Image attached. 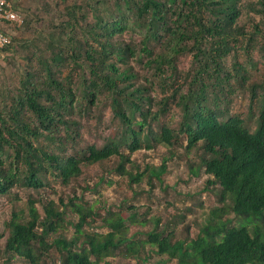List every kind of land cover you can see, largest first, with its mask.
Returning a JSON list of instances; mask_svg holds the SVG:
<instances>
[{
	"label": "trees",
	"instance_id": "16d2710c",
	"mask_svg": "<svg viewBox=\"0 0 264 264\" xmlns=\"http://www.w3.org/2000/svg\"><path fill=\"white\" fill-rule=\"evenodd\" d=\"M240 2L113 0L109 9L95 0L88 6L93 22L81 25L80 7L72 5L65 20L38 33L28 59L38 70H26L1 102L0 197L13 189L39 190L49 181L68 187L83 168L109 162L114 166L100 181L124 178L132 187L146 178L150 185L163 166L132 174L126 170L129 156L185 138L187 153L200 145L206 185L218 187L220 206L204 214L193 239L171 242L156 230L157 218L137 220L132 205L127 216L113 209L100 214L97 201L73 196L66 204L49 201L39 212L29 198L0 233L5 264L14 258L47 264L53 254L59 264H108L117 257L144 262L153 253L145 254V245L173 264H264V78L252 80L235 52L246 42L264 59V0ZM188 54L193 66L183 78L186 92L156 100L153 87L166 91V83L179 79L178 59ZM68 64L73 67L65 74ZM232 81L247 97L242 114L228 111L232 97L240 96ZM169 103L180 109L175 126L166 119ZM104 106L111 115L108 135L100 146H82L89 120H97ZM133 194L129 189L124 199ZM147 222L153 229L135 240L129 227ZM68 226L74 228L71 237L65 236Z\"/></svg>",
	"mask_w": 264,
	"mask_h": 264
},
{
	"label": "rangeland",
	"instance_id": "374dc122",
	"mask_svg": "<svg viewBox=\"0 0 264 264\" xmlns=\"http://www.w3.org/2000/svg\"><path fill=\"white\" fill-rule=\"evenodd\" d=\"M16 7V9L22 14L24 18L23 25L20 27L7 26L8 32L13 37V44L11 48L6 51H0V108L2 107V101L6 100L8 91L21 84V78L24 76L26 70H30L32 73L38 70V64L35 60L30 59L32 43L38 36V33L44 28L53 25L56 22L66 19L64 13L65 9L72 5L79 6L80 9H76V18L79 19L81 25L85 23L93 22L94 18L91 15V9L88 8L89 4L95 0H10ZM99 6L101 4L112 8L113 0H98ZM248 0H241L240 4L244 5ZM257 0H249V2H256ZM80 13H84V17H80ZM257 17L255 18L256 21ZM242 16L239 21L241 23ZM115 39V38H114ZM121 39V37H118ZM27 45V47H24ZM242 45V47H241ZM42 50L44 47L41 48ZM240 62H246L249 67V74L252 76V80L264 78V59L261 58V53L254 50L251 45L246 42L238 44L235 47V52ZM250 53L249 57H246ZM250 62V65H249ZM129 66L134 72L141 73L139 67L133 65L132 62ZM192 57L190 54L183 55L178 59L177 70L180 73L179 79L173 84H167V90L161 91L159 87H153L151 93L157 100L160 97L168 96L174 93L176 90L182 89V93L187 90L186 84L183 83L185 74L192 68ZM73 67L72 64H68L67 68L62 69L66 74L69 68ZM140 83L145 84L143 79H139ZM233 84L235 83L232 81ZM231 82V83H232ZM147 83V82H146ZM236 94H240L241 88L238 84L233 85ZM247 97L240 94V96L232 97L231 104L228 111L231 114H242L246 110ZM156 105H153L154 111ZM180 116V109L173 104L169 103V110L166 119H170L173 126L178 123ZM110 112L109 109L104 106L96 112V118L89 120L87 133L85 139L83 136V144L100 146L102 140L108 135L110 130ZM107 127L104 128L103 124ZM111 127L116 129L117 124L112 122ZM103 138V139H102ZM185 138H180L173 145L168 147L153 146L149 151L141 150L135 152L129 156L130 166H126V170L132 174L136 172L140 173L144 167L158 168L163 166V173L159 177V181L152 178L150 185L146 184V178H142L138 185L127 187L124 178L118 177H104V181H100V178L105 175L107 169L114 166V163H100L95 166L83 168L82 176L73 181L68 187L61 185L60 183L54 184V181H49V184L39 190H17L13 189L10 194L4 197H0V233L5 232V225L8 223L10 217L14 211H17L20 207L25 209L26 203L29 198L36 201V208L39 212H42V207L49 201H53L56 204L59 199L64 204L68 199H72L73 196L79 197L89 204L94 203V206L98 208L100 214L105 212V209H113L115 211H121L123 216L130 214L127 206H133V212L137 215V220H152L158 219L157 231H160L163 236L167 235L172 238L173 241H187L196 236L197 229L203 221V216L210 209L219 204L218 187H208L206 185L208 177L205 176L204 168L200 165L202 152L200 145L195 149H191L186 152ZM187 153V154H186ZM126 154V153H125ZM192 171L194 172L193 175ZM207 187L208 190H204ZM127 188V189H126ZM134 194L131 198L124 199L129 196V189ZM68 213V218H75L74 215ZM176 215V217H175ZM229 216V215H227ZM182 218V219H180ZM98 221V220H97ZM234 224V222L232 223ZM153 225L149 222L143 226L134 225L129 227V234H135L134 239H145L146 233L150 231ZM86 230L87 227H84ZM187 229V231H186ZM95 230V229H93ZM91 230V231H93ZM74 228L68 226L65 231V236L71 237L73 235ZM95 231L103 232L104 229L97 228ZM186 231V232H185ZM139 233V234H138ZM136 240V239H135ZM0 244L3 245V239ZM146 251L151 250L153 253L147 252V259L144 262L135 259L123 260L121 258H109L106 261L108 264H173L172 260H167L166 257L159 256L154 253V248L144 246ZM54 259V260H53ZM5 257L0 253V264H5ZM59 264V257L57 254H53L50 257V262L47 264ZM9 264H26L17 259H12ZM100 264H103L101 262Z\"/></svg>",
	"mask_w": 264,
	"mask_h": 264
},
{
	"label": "built area",
	"instance_id": "2783aa9c",
	"mask_svg": "<svg viewBox=\"0 0 264 264\" xmlns=\"http://www.w3.org/2000/svg\"><path fill=\"white\" fill-rule=\"evenodd\" d=\"M24 22L22 14L10 0H0V50L12 43L7 26L20 27Z\"/></svg>",
	"mask_w": 264,
	"mask_h": 264
},
{
	"label": "clouds",
	"instance_id": "9594fccd",
	"mask_svg": "<svg viewBox=\"0 0 264 264\" xmlns=\"http://www.w3.org/2000/svg\"><path fill=\"white\" fill-rule=\"evenodd\" d=\"M13 38V37H12Z\"/></svg>",
	"mask_w": 264,
	"mask_h": 264
},
{
	"label": "crops",
	"instance_id": "0c3cea01",
	"mask_svg": "<svg viewBox=\"0 0 264 264\" xmlns=\"http://www.w3.org/2000/svg\"><path fill=\"white\" fill-rule=\"evenodd\" d=\"M16 1V0H15Z\"/></svg>",
	"mask_w": 264,
	"mask_h": 264
}]
</instances>
